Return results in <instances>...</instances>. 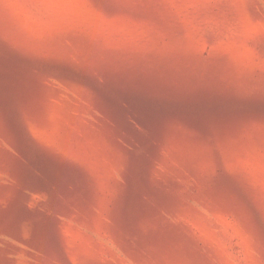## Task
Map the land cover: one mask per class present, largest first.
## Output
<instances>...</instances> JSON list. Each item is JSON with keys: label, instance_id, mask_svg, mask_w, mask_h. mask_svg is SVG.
<instances>
[{"label": "rangeland", "instance_id": "rangeland-1", "mask_svg": "<svg viewBox=\"0 0 264 264\" xmlns=\"http://www.w3.org/2000/svg\"><path fill=\"white\" fill-rule=\"evenodd\" d=\"M0 264H264V0H0Z\"/></svg>", "mask_w": 264, "mask_h": 264}]
</instances>
